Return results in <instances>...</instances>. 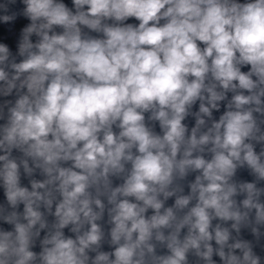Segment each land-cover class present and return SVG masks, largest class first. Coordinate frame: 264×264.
Wrapping results in <instances>:
<instances>
[{
  "label": "clouds",
  "instance_id": "obj_1",
  "mask_svg": "<svg viewBox=\"0 0 264 264\" xmlns=\"http://www.w3.org/2000/svg\"><path fill=\"white\" fill-rule=\"evenodd\" d=\"M0 264H264V0H0Z\"/></svg>",
  "mask_w": 264,
  "mask_h": 264
}]
</instances>
